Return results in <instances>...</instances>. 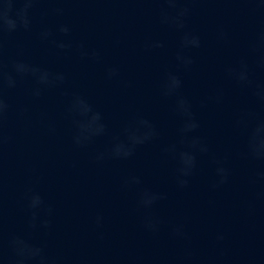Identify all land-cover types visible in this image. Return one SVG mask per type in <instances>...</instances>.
<instances>
[{
	"label": "water",
	"instance_id": "95a60500",
	"mask_svg": "<svg viewBox=\"0 0 264 264\" xmlns=\"http://www.w3.org/2000/svg\"><path fill=\"white\" fill-rule=\"evenodd\" d=\"M0 264H264V0H0Z\"/></svg>",
	"mask_w": 264,
	"mask_h": 264
},
{
	"label": "clouds",
	"instance_id": "9594fccd",
	"mask_svg": "<svg viewBox=\"0 0 264 264\" xmlns=\"http://www.w3.org/2000/svg\"><path fill=\"white\" fill-rule=\"evenodd\" d=\"M174 79V81H175V78H173ZM176 82H178V81H176Z\"/></svg>",
	"mask_w": 264,
	"mask_h": 264
}]
</instances>
